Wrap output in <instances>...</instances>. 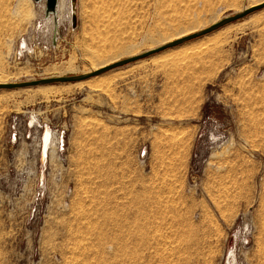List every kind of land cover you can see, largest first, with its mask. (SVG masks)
<instances>
[{
    "label": "rangeland",
    "instance_id": "374dc122",
    "mask_svg": "<svg viewBox=\"0 0 264 264\" xmlns=\"http://www.w3.org/2000/svg\"><path fill=\"white\" fill-rule=\"evenodd\" d=\"M253 1L76 0L73 24L69 0H0V83L81 74L91 51L139 54ZM87 79L0 88V264H264V7Z\"/></svg>",
    "mask_w": 264,
    "mask_h": 264
},
{
    "label": "water",
    "instance_id": "95a60500",
    "mask_svg": "<svg viewBox=\"0 0 264 264\" xmlns=\"http://www.w3.org/2000/svg\"><path fill=\"white\" fill-rule=\"evenodd\" d=\"M37 1V0H35ZM56 0H45V4L47 6L46 8V12L48 11V9H53L55 6ZM264 7V1L261 3H258L256 5H252L250 7L244 8L238 12L233 13L232 15L229 16H225L223 18H221L220 20L212 23L211 25L199 29L197 31H194L192 33H189L187 35H184L182 37H179L177 39L171 40L169 42H166L156 48H151L149 50H146L142 53L139 54H135V55H131L129 57H125L122 59H118L116 61H113L109 64L103 65L97 69L91 70V71H87L81 74H77V75H68V76H55V77H46V78H41V79H35V80H29V81H20V82H9V83H0V88H15V87H25V86H30V85H38V84H47V83H53V82H65V81H78V80H83V79H87L89 77L101 74L109 69L127 64L129 62L147 57L155 52H158L160 50H163L165 48L168 47H172L175 45H178L180 43H183L187 40H190L192 38L201 36L203 34L209 33L229 22L235 21L239 18H242L243 16L256 11L260 8Z\"/></svg>",
    "mask_w": 264,
    "mask_h": 264
},
{
    "label": "bare ground",
    "instance_id": "6f19581e",
    "mask_svg": "<svg viewBox=\"0 0 264 264\" xmlns=\"http://www.w3.org/2000/svg\"><path fill=\"white\" fill-rule=\"evenodd\" d=\"M264 0H255V1H253V2H251L248 6H245L244 8H247V7H250V6H252V5H256V4H258V3H261V2H263ZM234 6V5H233ZM47 7V6H46ZM55 7V6H54ZM244 8H242V9H244ZM50 9V8H49ZM242 9H240V10H242ZM69 10H70V16H69V18H70V21H71V23H75L76 22V0H69ZM239 10V11H240ZM191 17V16H190ZM190 17H188V22L187 23H189V24H187V26H186V28L185 29H188V28H193V27H196L198 24H196V23H194L195 21L192 19V18H190ZM186 20V21H187ZM184 21H185V18H184ZM199 20H197V22H198ZM185 23V22H184ZM248 23L247 22H245V21H242V22H240L239 24H232V25H227L226 27H227V29H229V28H233V29H235V30H240V29H242L243 27H245L246 25H247ZM174 27V26H173ZM225 27V26H224ZM175 28V27H174ZM167 30V29H166ZM165 29H164V31H166ZM164 31H162V33L164 32ZM172 31V30H171ZM194 31H197V29H195V30H192V31H190V32H183V30H179V31H177V32H174V33H172V34H170V35H173L171 38H168L169 36L167 35V36H165V35H163L164 37L163 38H161V44L160 45H162V44H164V43H166V42H169V41H171V40H174V39H177V38H179V37H182V36H184V35H187V34H189V33H192V32H194ZM167 32V31H166ZM165 32V33H166ZM162 35V34H161ZM203 43V42H202ZM200 45H202V44H200ZM199 46V45H198ZM203 46V45H202ZM205 46V45H204ZM119 48V47H118ZM118 48H116V49H118ZM200 48V47H199ZM198 47H197V49H199ZM111 49V48H110ZM151 49V48H150ZM112 50V49H111ZM119 50V49H118ZM131 51H132V49H131ZM92 52V53H91ZM90 52V59H92L93 60V63H94V66H93V68L91 69V70H94V69H97V68H99V67H101V66H103V65H106V64H109V63H111V62H113V61H116V60H110L109 62H104V61H106L107 59H112L113 57H112V54L114 53V49H113V53L111 54V57H107V55H109L110 53V51H107V50H95V51H91ZM175 54V53H174ZM173 54V55H174ZM166 57V56H165ZM97 65V66H96ZM90 70V71H91ZM125 72L126 71H124V72H120V73H118L117 75H115L116 77H122L123 75H125ZM99 75V74H98ZM96 76V75H95ZM94 76V77H95ZM93 77V76H92ZM83 85H86V86H89V87H92V86H99V84L98 83H93L90 79H83V80H78V81H76L75 83H74V86H77V87H82ZM47 91H42V93H46ZM40 136H41V138H40V142H39V150H40V153H39V161H40V163H41V165L44 163V161H45V159H46V156H47V154L49 153V152H51L52 150H53V148H52V136H53V133H52V130L48 127V126H45V127H43V129H42V131H41V134H40ZM54 139V138H53ZM232 253V252H231ZM233 254V253H232ZM231 255V254H230ZM229 257V256H228ZM232 258V257H231ZM233 261H234V259H232Z\"/></svg>",
    "mask_w": 264,
    "mask_h": 264
}]
</instances>
